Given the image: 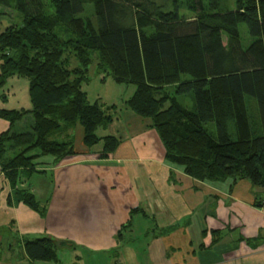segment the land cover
<instances>
[{
    "label": "trees",
    "instance_id": "16d2710c",
    "mask_svg": "<svg viewBox=\"0 0 264 264\" xmlns=\"http://www.w3.org/2000/svg\"><path fill=\"white\" fill-rule=\"evenodd\" d=\"M221 1L186 0L193 12L188 16L181 15L178 0L170 10L157 0H0L15 14L0 31V88L9 77L28 78L32 103L0 108V118L10 122L0 134V170L12 188L8 205L23 202L47 215V203L21 183L43 172L39 157L59 162L78 153L70 132L77 124L87 147L104 141L101 157L121 144V137L97 134L114 121L117 105L89 102L82 87L92 65L104 73L102 80L135 86L125 104L157 131L167 162L197 180L248 179L263 186L264 0H235L234 9L215 11ZM89 4L94 17L84 16ZM241 23L252 37L246 46ZM186 95L193 96L194 108L181 101ZM27 115L30 128L17 131ZM136 213L149 215L132 209L117 232L119 242L137 241ZM173 228L155 226L146 235ZM66 247L77 245L50 235L25 237L26 264H57Z\"/></svg>",
    "mask_w": 264,
    "mask_h": 264
},
{
    "label": "crops",
    "instance_id": "0c3cea01",
    "mask_svg": "<svg viewBox=\"0 0 264 264\" xmlns=\"http://www.w3.org/2000/svg\"><path fill=\"white\" fill-rule=\"evenodd\" d=\"M127 118L133 130L121 137V144L108 157L100 156L103 147H87L82 133L78 153L59 162L52 155L36 159L37 169L43 172H35L21 184L47 203L45 217L23 202L8 205L12 188L0 170V222L4 224L0 226L17 236L11 240L0 235V264L28 263L25 237L43 235L75 242L76 258L71 264H87L80 249L102 248L94 244L92 228L97 226L108 228L103 248H121V264H264V185L248 179H194L183 167L165 160L164 146L149 120L134 114ZM138 123L144 127L136 129ZM9 127L10 122L0 118V134ZM137 207L149 214L136 213L132 219L134 232L144 228L143 238L135 234L134 243L119 242V228ZM173 225L172 231L158 237L146 235L155 226ZM82 230L88 231V241L81 240ZM57 264L65 263L60 258Z\"/></svg>",
    "mask_w": 264,
    "mask_h": 264
},
{
    "label": "rangeland",
    "instance_id": "374dc122",
    "mask_svg": "<svg viewBox=\"0 0 264 264\" xmlns=\"http://www.w3.org/2000/svg\"><path fill=\"white\" fill-rule=\"evenodd\" d=\"M161 4L165 5V8L170 10L175 7V0H157ZM180 4V13L181 15L191 16L193 12L189 10L184 2L186 0H178ZM206 3L207 0H205ZM235 8V0H222L219 8L215 11L219 10H231ZM0 10L5 11V14L0 16V31H2L7 25L11 22L15 21L14 19V11L12 9L0 6ZM94 8L93 5H87L86 12L84 16H93L94 17ZM240 32L244 45H248L252 41V37L249 34L248 27L245 23L240 24ZM1 70V69H0ZM104 73H99L96 65H92L90 68V81L88 83L83 84V90L87 92L88 100L91 103L99 101L103 105V107H107L111 104H116L117 109L115 110L114 116L115 119L112 123L108 124L107 127H99L97 130V134L101 137L106 135H116L118 137H123L126 132H129L133 129H130V120L127 118L128 114H135L132 110H130L125 101L131 97L134 93L135 86L127 85V84H118L114 81L112 77H107L106 80H102ZM181 101L189 106L190 108H194L195 103L192 95H186L180 97ZM251 112L254 110L255 102L250 100ZM32 103L29 96V79L25 77L13 76L7 79V82L0 88V108L6 109H21V108H31ZM147 119V118H146ZM135 120V119H132ZM148 120V119H147ZM136 121V120H135ZM32 123V116L27 115L22 121L17 123L16 130L24 131L30 128V124ZM211 128H215L214 124L209 125ZM144 126L138 123L136 129H142ZM73 136L75 138V146L81 147V140H79L80 134L83 133V128L80 124H77L76 127L72 131ZM104 145V141L101 140L99 143L93 146L94 150L101 149ZM102 208V206H101ZM111 209V208H110ZM0 225H4L0 222ZM8 228V227H7ZM95 231L96 247H102L100 249L88 250L83 248L80 249V255L85 259L87 264H117L122 263L121 258L118 256V252L120 253L121 248L114 245L112 249L103 248L108 242V228H101L97 226V228H92ZM77 230V229H74ZM93 232V231H91ZM144 235V228H136L134 235ZM0 235L8 236L11 240H16L17 236L12 232H9L8 229L0 226ZM93 236V234L91 233ZM135 235V236H136ZM91 237L89 236L88 231L82 230L81 240L88 241ZM117 238V235H116ZM140 238H143L142 236ZM7 242H10L8 239ZM100 240L102 242H100ZM104 240V241H103ZM118 240V238H117ZM99 242V243H98ZM98 243V244H97ZM73 249L68 247L59 249V256L61 260L65 264H71L76 258V255L72 253ZM15 252L17 255L20 253V246L16 245ZM134 260V258H132ZM43 262V261H42Z\"/></svg>",
    "mask_w": 264,
    "mask_h": 264
}]
</instances>
